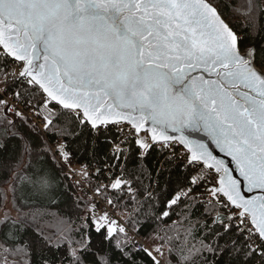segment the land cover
<instances>
[{
  "label": "snow or ice",
  "instance_id": "1",
  "mask_svg": "<svg viewBox=\"0 0 264 264\" xmlns=\"http://www.w3.org/2000/svg\"><path fill=\"white\" fill-rule=\"evenodd\" d=\"M101 137L105 180L93 186L67 144L95 161ZM9 143L2 264H138L141 252L152 264H264V0H0ZM65 165L92 192L76 219L47 207L65 194ZM146 227L151 248L135 240Z\"/></svg>",
  "mask_w": 264,
  "mask_h": 264
},
{
  "label": "trees",
  "instance_id": "2",
  "mask_svg": "<svg viewBox=\"0 0 264 264\" xmlns=\"http://www.w3.org/2000/svg\"><path fill=\"white\" fill-rule=\"evenodd\" d=\"M34 123L37 124V127L39 128L40 126V121H34ZM35 135V134H33ZM111 136H114V131L111 133ZM47 139V137L45 138ZM36 142L37 143H42L39 139V137H36ZM51 144H56L57 141L55 139H52L49 141ZM108 145H105L103 143V137H101L100 142L97 144V158L94 161L93 158L88 154V151L86 150V146H84L79 140H71L69 139L68 144H67V150L72 154V168L73 167H79V166H85L88 164L95 163L100 168H102L103 165V157L106 155L108 152ZM177 151L179 152L180 149L178 148ZM17 157V148L15 143H9L7 146V151L5 152L3 149H0V161H4L8 164V166H11V162L14 161ZM161 158L159 157L158 153L153 151L152 155L148 157L147 159V164L149 168H159L161 167V164L158 163L157 161L160 160ZM66 168H68L66 165L64 166V172L60 174V170L57 169V173L60 174V183L64 186L65 194L64 196L58 198V203L55 206H47L48 210L51 212H56L59 213L60 215L63 216H71L72 219H76L77 212H79L81 215L83 214L82 212V206L81 209H77L75 206V200L78 196H82L83 200H87V196L83 195L80 189L74 188L69 180H68V175L66 173ZM165 171L163 172L161 176V185L165 182V177L169 176V172L167 171L168 166L164 165ZM183 173L176 168H173L171 171V176L173 179L175 177L182 175ZM8 173L5 171L3 174H0V211L3 210L5 206V197L9 196V200L12 205V200H13V193L9 191V194H7V190L5 189L8 187V184L6 183ZM17 196L19 193L16 194ZM38 206V205H37ZM71 210V211H70ZM48 221L51 222L52 228L51 229H46L47 230H54L55 227V220L52 217H47L46 218ZM170 223V221H169ZM139 236H146L148 240H150V247L153 246L154 241L151 239V228L146 227L141 229ZM153 244V245H152ZM92 245L94 249H100L101 244L100 241L95 234V232L92 233ZM108 248V243L104 242L103 244V249L107 250ZM106 251H100L99 255L101 257L105 256ZM172 260L173 264H175L176 257L172 256L170 257ZM33 264H39L40 261V256L39 254H36L32 257ZM137 261L138 264H152V261L149 257H147L143 252L139 253L137 256ZM0 264H2V257H0ZM115 264V261L113 262Z\"/></svg>",
  "mask_w": 264,
  "mask_h": 264
},
{
  "label": "built area",
  "instance_id": "3",
  "mask_svg": "<svg viewBox=\"0 0 264 264\" xmlns=\"http://www.w3.org/2000/svg\"><path fill=\"white\" fill-rule=\"evenodd\" d=\"M35 122H36V121H35ZM35 124H36V123H35ZM36 125H37V124H36ZM114 136H115V131H114ZM52 145L55 146V144H52ZM87 166H88V170H89V172H90L89 180H90V182H91V184H92L93 186H95L96 184H98V183H100L101 181H104V180H105V176H104V175L98 174V173L96 172V168H97V167H100V166H98V165L95 164V163L88 164ZM81 167H82V166H79V167H73V169L79 171V170L81 169ZM102 168H103V165H102ZM102 168H101V169H102ZM66 173H67V175H68V180H69L70 184L74 187L77 178H75V177H74V178H69L68 168H66ZM74 188H76V187H74ZM81 188H83V192H84V193H87L86 196H87V199H88V196H91V195H92L91 190H90L88 187H85L84 184H83V182L81 183ZM77 189H79V188H77ZM99 206H100L101 209H107V208H108L107 204H106L105 202H103V201H100ZM108 210L111 211V209H108ZM114 218L120 219L119 216H116V217H114ZM122 222H123V220H121V223H122ZM130 235H132V233H130ZM135 240H136V242H137V244H138L139 246L144 247V248H151V247H150V242H151V241L148 240L146 236H139V235H137V236H135ZM161 264H164V261H163V260H162Z\"/></svg>",
  "mask_w": 264,
  "mask_h": 264
},
{
  "label": "rangeland",
  "instance_id": "4",
  "mask_svg": "<svg viewBox=\"0 0 264 264\" xmlns=\"http://www.w3.org/2000/svg\"><path fill=\"white\" fill-rule=\"evenodd\" d=\"M5 189L7 190V194H9L8 187H6ZM4 208L8 209V214H9V215H11V216H14V215H15V212L11 210V209H12V205H11V202H10V200H9V196H7V203H5ZM4 208H3V209H4ZM153 244H154V243H153ZM153 244H152V245H153ZM151 247H152V246H151Z\"/></svg>",
  "mask_w": 264,
  "mask_h": 264
},
{
  "label": "water",
  "instance_id": "5",
  "mask_svg": "<svg viewBox=\"0 0 264 264\" xmlns=\"http://www.w3.org/2000/svg\"><path fill=\"white\" fill-rule=\"evenodd\" d=\"M217 155H220L218 152L216 153Z\"/></svg>",
  "mask_w": 264,
  "mask_h": 264
}]
</instances>
